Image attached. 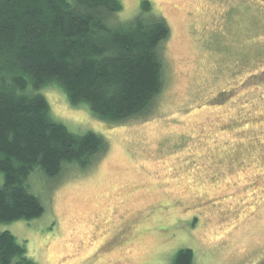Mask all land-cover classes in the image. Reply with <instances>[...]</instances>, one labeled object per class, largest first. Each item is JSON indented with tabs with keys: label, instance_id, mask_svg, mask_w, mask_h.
Listing matches in <instances>:
<instances>
[{
	"label": "rangeland",
	"instance_id": "374dc122",
	"mask_svg": "<svg viewBox=\"0 0 264 264\" xmlns=\"http://www.w3.org/2000/svg\"><path fill=\"white\" fill-rule=\"evenodd\" d=\"M143 1L122 0L117 15L135 17ZM150 1L171 33L149 118L110 124L44 86L53 117L102 134L107 150L86 167L64 162L54 177L32 173L44 213L0 231L38 264H174L184 247L193 264H264V32L256 48L248 36L225 46L222 21L240 0Z\"/></svg>",
	"mask_w": 264,
	"mask_h": 264
},
{
	"label": "trees",
	"instance_id": "16d2710c",
	"mask_svg": "<svg viewBox=\"0 0 264 264\" xmlns=\"http://www.w3.org/2000/svg\"><path fill=\"white\" fill-rule=\"evenodd\" d=\"M243 1L225 13L222 24L235 31L230 39L225 28V46L240 42L242 48L248 36L256 48L253 39L262 38L256 20L244 19ZM123 8L122 0H0V223L44 213L29 189L32 173L54 177L64 162L86 167L107 150L102 134L75 133L53 117L44 86H59L72 105L86 102L110 124L147 120L152 113L164 88L160 48L171 28L152 12L150 0L130 19L117 15ZM239 33L241 40H232ZM194 255L181 248L174 264H193ZM0 264L38 262L16 235L3 230Z\"/></svg>",
	"mask_w": 264,
	"mask_h": 264
},
{
	"label": "flooded vegetation",
	"instance_id": "af4514ba",
	"mask_svg": "<svg viewBox=\"0 0 264 264\" xmlns=\"http://www.w3.org/2000/svg\"><path fill=\"white\" fill-rule=\"evenodd\" d=\"M241 3H243V5H242L243 13H244L245 9L251 10L253 12L254 16L252 17L248 12V14L251 16L250 18L256 20L257 28H258L259 32H264V0H244ZM227 12H226V15H227ZM226 15H225L224 19L227 17ZM258 38H260V37H258ZM253 40H254V44L256 45V42H255L256 39H253ZM251 42H252V39H251Z\"/></svg>",
	"mask_w": 264,
	"mask_h": 264
}]
</instances>
